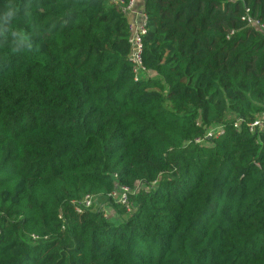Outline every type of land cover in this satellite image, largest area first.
<instances>
[{
    "label": "trees",
    "instance_id": "16d2710c",
    "mask_svg": "<svg viewBox=\"0 0 264 264\" xmlns=\"http://www.w3.org/2000/svg\"><path fill=\"white\" fill-rule=\"evenodd\" d=\"M12 2L32 48L0 60V264H264V135L233 128L264 112V33L241 22L264 0H143L139 82L115 3ZM137 185L127 217L74 211Z\"/></svg>",
    "mask_w": 264,
    "mask_h": 264
},
{
    "label": "built area",
    "instance_id": "2783aa9c",
    "mask_svg": "<svg viewBox=\"0 0 264 264\" xmlns=\"http://www.w3.org/2000/svg\"><path fill=\"white\" fill-rule=\"evenodd\" d=\"M111 2L118 5L121 13L128 19L130 36L128 39L129 44V55L128 61L132 66V76L134 82H139L149 72L143 64V43L142 37L146 34L147 25V15L143 9V0H110ZM142 1V2H140ZM140 3V4H139ZM140 10L136 11L137 8ZM241 22L246 27H254L264 33V22H261L258 18L254 17L250 9L245 7L244 13L241 17ZM201 124L200 122L197 123ZM244 127L248 133L251 135H264V112L260 113L254 121L246 122L242 118H237L233 121V128L237 131ZM225 133V128L223 125H215L206 129L203 138H195L193 143L198 146H203L206 144V140L215 139L223 136ZM153 183L152 185H154ZM144 185L139 187L137 185L133 189L128 187H121L109 194H107L106 200L111 203V205H117L125 210L126 214H130L133 211L132 197L135 196L136 192L142 189ZM148 188V187H146ZM96 197L91 195H86L78 201L72 202L74 211L78 214H82L85 211L91 209L94 204ZM104 213L103 208H100ZM105 215V214H104ZM107 216V215H105ZM31 239L36 241L39 237L31 235Z\"/></svg>",
    "mask_w": 264,
    "mask_h": 264
},
{
    "label": "clouds",
    "instance_id": "9594fccd",
    "mask_svg": "<svg viewBox=\"0 0 264 264\" xmlns=\"http://www.w3.org/2000/svg\"><path fill=\"white\" fill-rule=\"evenodd\" d=\"M18 12V6L12 0H8L4 5L3 12L0 13V36H5L7 39L10 37L12 40L7 55L0 56V60L5 62H8L11 57L20 55L32 48V43L24 31L14 30L9 27L10 22L17 17ZM25 15H27V12ZM0 45H3V42H0Z\"/></svg>",
    "mask_w": 264,
    "mask_h": 264
},
{
    "label": "rangeland",
    "instance_id": "374dc122",
    "mask_svg": "<svg viewBox=\"0 0 264 264\" xmlns=\"http://www.w3.org/2000/svg\"><path fill=\"white\" fill-rule=\"evenodd\" d=\"M138 10H140V8L138 7L137 9H136V11H138ZM208 144H206V146H207ZM167 175H165V177H166ZM158 182H156L154 185H151V187L150 188H155V187H157V184ZM153 188V189H154ZM111 206V203L110 202H108L107 200H106V197H105V195H101L100 197H98V198H95V200H94V204H93V209H98V210H101L100 208H103V210H104V214L105 215H107V217H111V216H115V211L112 209V207H110ZM133 213V212H132ZM132 213H130V214H132ZM130 214H126L125 216L127 217V216H129ZM125 217V218H126Z\"/></svg>",
    "mask_w": 264,
    "mask_h": 264
},
{
    "label": "crops",
    "instance_id": "0c3cea01",
    "mask_svg": "<svg viewBox=\"0 0 264 264\" xmlns=\"http://www.w3.org/2000/svg\"><path fill=\"white\" fill-rule=\"evenodd\" d=\"M140 2H142V1H140ZM140 4V3H139ZM101 196V195H100ZM100 196H95L96 198H98V197H100Z\"/></svg>",
    "mask_w": 264,
    "mask_h": 264
}]
</instances>
